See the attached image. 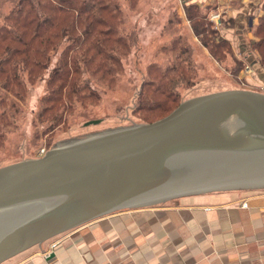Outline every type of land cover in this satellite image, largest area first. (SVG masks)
Here are the masks:
<instances>
[{"label":"water","instance_id":"95a60500","mask_svg":"<svg viewBox=\"0 0 264 264\" xmlns=\"http://www.w3.org/2000/svg\"><path fill=\"white\" fill-rule=\"evenodd\" d=\"M254 187H264V92L192 96L154 121L89 133L0 166V264L122 209Z\"/></svg>","mask_w":264,"mask_h":264},{"label":"rangeland","instance_id":"374dc122","mask_svg":"<svg viewBox=\"0 0 264 264\" xmlns=\"http://www.w3.org/2000/svg\"><path fill=\"white\" fill-rule=\"evenodd\" d=\"M238 1L134 0L130 5L127 0H119L125 18L120 32L126 38L122 39L126 48L111 50L118 56L117 61L108 62L114 70V82L106 83L102 79L109 76L100 78L88 74L85 69L82 78L87 84L86 96L65 110L62 107L58 110L56 106L58 113L63 111L59 123L52 125L47 112L43 113L46 107H43V98L52 93L48 86L49 74L59 64L63 45L52 53L48 66L39 75L32 79L23 75L25 90L22 95L0 87V166L36 157L42 149L48 150L89 133L143 122L141 112L134 111V108L143 82L149 77V65L167 71L163 81L174 94L173 107L186 98L220 89L247 88L264 92V86H254L246 80L252 68L240 56L234 22L227 10ZM189 5H195L198 13L205 17V27L213 31L212 34L207 30L199 36L194 33L185 12ZM212 14L217 15L214 20ZM250 32L253 40L256 39L253 30ZM204 37L227 40L219 59L202 44ZM249 48L252 49V45ZM256 55L261 64L257 52ZM241 60L244 64L237 68L235 62ZM63 96H66L65 90ZM96 119L97 123L85 124ZM248 189L233 191H264V187ZM179 199L169 198L157 204H173ZM52 238L44 241L41 247L48 246Z\"/></svg>","mask_w":264,"mask_h":264},{"label":"crops","instance_id":"0c3cea01","mask_svg":"<svg viewBox=\"0 0 264 264\" xmlns=\"http://www.w3.org/2000/svg\"><path fill=\"white\" fill-rule=\"evenodd\" d=\"M262 2L239 0L227 9L240 56L252 68L246 80L260 87L264 66L249 47ZM233 190L246 189L201 192L179 196L173 204L122 209L1 264H264V191ZM52 242L55 246L46 257Z\"/></svg>","mask_w":264,"mask_h":264},{"label":"trees","instance_id":"16d2710c","mask_svg":"<svg viewBox=\"0 0 264 264\" xmlns=\"http://www.w3.org/2000/svg\"><path fill=\"white\" fill-rule=\"evenodd\" d=\"M127 1L133 5L134 0ZM261 10L258 22L251 28L256 37L251 45L264 65V0ZM185 12L197 36L206 30L212 34L195 5L186 7ZM124 19L119 0H0V87L22 95L23 75L29 79L39 75L48 66L52 53L63 45L59 64L49 74L48 86L53 95L49 91L50 97L43 98V113L47 112L52 125L59 123L63 111L58 113L56 106L65 110L86 96L83 71L100 78L109 76L102 81L114 82V70L108 62L117 61L112 49L126 48L122 40L126 38L120 32ZM201 42L218 59L227 44L223 38L215 41L204 37ZM235 63L237 68L244 64L243 60ZM147 72L149 77L143 82L134 108L141 112L143 122L165 116L178 104L172 106L174 94L163 81L167 71L149 65Z\"/></svg>","mask_w":264,"mask_h":264},{"label":"built area","instance_id":"2783aa9c","mask_svg":"<svg viewBox=\"0 0 264 264\" xmlns=\"http://www.w3.org/2000/svg\"><path fill=\"white\" fill-rule=\"evenodd\" d=\"M215 17H217L216 14H212V15H211V19H212V20H214ZM247 70H248V68H247ZM45 151H46V150H43V149H42L41 152H39V155H42ZM39 155H38V156H39ZM246 205H247L246 202H243V203H242V206H246ZM54 246H55V242H52V243L49 245V248H48L49 250L45 253V256H46V257L50 255L51 249H52Z\"/></svg>","mask_w":264,"mask_h":264}]
</instances>
